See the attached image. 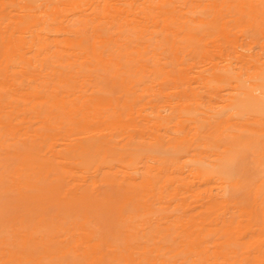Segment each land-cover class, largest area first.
Returning a JSON list of instances; mask_svg holds the SVG:
<instances>
[{
	"label": "bare ground",
	"instance_id": "1",
	"mask_svg": "<svg viewBox=\"0 0 264 264\" xmlns=\"http://www.w3.org/2000/svg\"><path fill=\"white\" fill-rule=\"evenodd\" d=\"M263 185L264 0H0V264H264Z\"/></svg>",
	"mask_w": 264,
	"mask_h": 264
},
{
	"label": "rangeland",
	"instance_id": "2",
	"mask_svg": "<svg viewBox=\"0 0 264 264\" xmlns=\"http://www.w3.org/2000/svg\"><path fill=\"white\" fill-rule=\"evenodd\" d=\"M217 1L221 2L222 0H217ZM246 33L248 35H251V36H257L258 35L257 30H255L254 28H247ZM259 48H260V42L253 46L254 51H258ZM98 74L99 75L105 74L104 69L103 68L98 69L97 72L94 73V76H99ZM153 75H154V72L152 70L138 71L136 69V66H135L133 71L130 73V80L136 81L137 84H141V83L151 79ZM115 81H116L117 87H119L121 89L122 88L121 83L119 81H117V79H115ZM137 143L140 144L139 141H137ZM258 147H263V143H260ZM118 150L119 149H116L115 151L117 152ZM111 157L117 159V154L111 155ZM235 190L237 192H240V194H244L245 198H249V197L251 198L257 193L258 185H257V183H247V182L243 181V182H241V184L239 186H237L235 188ZM261 190L263 192V196L261 197V200H264V185L262 186Z\"/></svg>",
	"mask_w": 264,
	"mask_h": 264
}]
</instances>
